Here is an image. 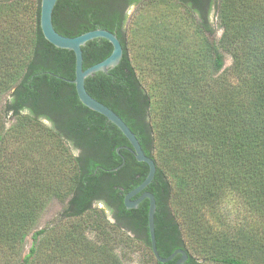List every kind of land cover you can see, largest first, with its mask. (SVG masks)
Returning <instances> with one entry per match:
<instances>
[{
  "label": "trees",
  "instance_id": "16d2710c",
  "mask_svg": "<svg viewBox=\"0 0 264 264\" xmlns=\"http://www.w3.org/2000/svg\"><path fill=\"white\" fill-rule=\"evenodd\" d=\"M145 5L157 10L144 14ZM212 5L219 38L204 9ZM132 6L141 11L133 55ZM40 17L41 0H0V102L10 93L0 112V264H124L117 249L138 238L156 264H173L181 254L160 262L152 251L148 200L135 209L124 203L148 165L114 123L80 101L75 53L45 38ZM53 23L67 36L104 28L121 40L120 63L85 84L157 163L146 190L157 201L160 255L184 248L183 264H264V0H58ZM112 50L105 38L88 41L84 68ZM55 198L66 201L67 218L88 219L67 226L61 216L35 230L24 254Z\"/></svg>",
  "mask_w": 264,
  "mask_h": 264
},
{
  "label": "water",
  "instance_id": "95a60500",
  "mask_svg": "<svg viewBox=\"0 0 264 264\" xmlns=\"http://www.w3.org/2000/svg\"><path fill=\"white\" fill-rule=\"evenodd\" d=\"M57 1L58 0H41L40 25L45 38L56 47L69 49L75 53V78L71 81L76 86V91L80 101L89 109L104 115L109 121L114 123L129 140L131 144V147L129 148L134 153L136 159L139 162H145L149 167L145 179L137 187L125 195V206L129 209H135L143 200L148 199L149 236L151 248L156 259L160 262H168L178 254H181V256L173 264H183L189 258V254L184 248H177L166 257L160 255L158 251L155 231V213L157 211V201L154 193L146 190L147 186L153 181L157 171V163L155 159L145 153L139 138L127 124V122L111 107L92 96L86 88L85 82L89 76H93L99 71L108 72L111 68H114L120 63L124 51L121 40L115 32L104 28L92 29L76 36H67L60 33L58 30H56L53 23V11ZM96 38L107 39L112 44L113 50L111 54L102 61L84 68L83 46H85L88 41ZM120 148L121 147H118L117 151H119ZM123 163L120 166H122ZM120 166H117L112 170H117ZM135 196L137 197L134 198Z\"/></svg>",
  "mask_w": 264,
  "mask_h": 264
},
{
  "label": "rangeland",
  "instance_id": "374dc122",
  "mask_svg": "<svg viewBox=\"0 0 264 264\" xmlns=\"http://www.w3.org/2000/svg\"><path fill=\"white\" fill-rule=\"evenodd\" d=\"M139 6H132L130 7L128 14H129V20H128V44H129V48H130V54L133 55L137 52L138 50V46L139 43L141 42L140 38H137L136 36H134L131 32V29L133 27L134 24V19L138 18L139 14L141 11H143L144 14H151L155 13V11L157 10L156 6H149V5H145L144 9L139 11ZM212 24L213 27L216 28V32L215 35H213L212 37H216L219 38L221 33H222V29L221 27H219V22H218V18L216 16V11L213 12L212 16ZM134 20V21H133ZM133 21V22H132ZM136 38V39H135ZM232 63V57L229 54L225 55V66L224 67H229ZM147 76V75H146ZM147 82L149 81L150 77L146 78ZM10 96V93H7L3 96L1 102H0V112L2 107L4 106V104L6 103L7 98ZM8 122L7 125L10 124V121L12 120V116L9 115L7 116ZM46 123H48L47 120H45ZM75 154H79V151L74 150ZM66 202V201H65ZM65 202H62L61 200L55 198L52 199L48 205L45 207V209L42 211V213L40 214L33 230L29 233V235L26 238L25 241V248H24V254L29 252V249L32 245V234L35 230L43 228V227H52L54 225V223L61 217H62V223L63 225H70V224H76L75 222L79 223L80 220H87L88 218L86 217L87 214H85V216L82 217H70L67 218L66 216H64V214L66 213L65 211ZM230 204H235V202L230 201ZM94 208H98V209H103L106 211V206L104 203L102 202H96L93 204ZM109 215V218L111 221H114V219L111 217V215L109 214V211H106ZM85 226V225H84ZM70 227V226H69ZM86 227V226H85ZM87 228V227H86ZM132 236H136L134 234H132ZM87 237L89 238V240H95L97 235L96 232L94 230H87ZM138 238V236H136ZM45 244L48 245V243L46 242V239L43 238L42 243H40V246H43ZM120 248H118L117 250L119 251V254L123 260L124 264H156L155 260L152 258V256L150 255V250L147 247L145 241H143L142 239L138 238L135 240V242L132 243V245L127 246L124 243L120 244ZM196 257H198L197 253H193ZM49 264V263H48ZM53 264H72V261H60L58 260L57 263H53Z\"/></svg>",
  "mask_w": 264,
  "mask_h": 264
},
{
  "label": "flooded vegetation",
  "instance_id": "af4514ba",
  "mask_svg": "<svg viewBox=\"0 0 264 264\" xmlns=\"http://www.w3.org/2000/svg\"><path fill=\"white\" fill-rule=\"evenodd\" d=\"M204 9H206V11L208 12L207 15H206V18H208V20H209L210 22H212L211 16H212L213 12H215V7H214V5H212L211 8H210L209 10H207V6H206V8H204ZM134 198H136V197H134ZM145 200H148V199H145ZM143 201H144V200H143ZM95 203H96V202H95ZM102 203H103V202H102ZM148 203H149V200H148ZM108 211L110 212L109 209H108Z\"/></svg>",
  "mask_w": 264,
  "mask_h": 264
}]
</instances>
